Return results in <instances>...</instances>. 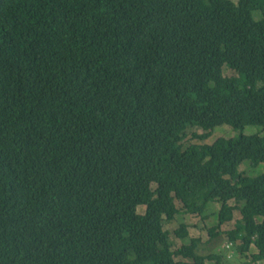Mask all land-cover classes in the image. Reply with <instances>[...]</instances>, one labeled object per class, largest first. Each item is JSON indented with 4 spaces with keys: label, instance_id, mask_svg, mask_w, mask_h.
<instances>
[{
    "label": "trees",
    "instance_id": "trees-1",
    "mask_svg": "<svg viewBox=\"0 0 264 264\" xmlns=\"http://www.w3.org/2000/svg\"><path fill=\"white\" fill-rule=\"evenodd\" d=\"M263 133L264 0H0V264L264 262Z\"/></svg>",
    "mask_w": 264,
    "mask_h": 264
},
{
    "label": "rangeland",
    "instance_id": "rangeland-1",
    "mask_svg": "<svg viewBox=\"0 0 264 264\" xmlns=\"http://www.w3.org/2000/svg\"><path fill=\"white\" fill-rule=\"evenodd\" d=\"M220 1L224 5L228 7H232V8H234L237 3V0H220ZM222 72L224 76L228 78L235 76L234 72L229 70L226 66H223ZM200 133L201 132L198 131L197 129H189L187 131V137L185 138L184 143L186 145L188 144H191V145L212 144L216 139H219V138L231 139V138L237 137L239 134L238 131H235L228 126H220L213 130L211 136L208 139L197 140L191 137L192 134L199 135ZM257 133H259V128L257 127H248L244 130V134L248 136L254 135ZM263 136H264V133H263ZM239 172H241L244 176H247V177H256L264 173V164H258L257 166L251 168L248 165V163L245 162L244 164L240 166ZM177 207L180 208V205L177 204ZM218 210H219L218 203L210 204L208 209L204 213V216H206L205 220H202L200 217H196V216L178 215L175 217V222L172 225L168 226L167 229L169 232H172L173 229L179 224H185L188 227V238L185 240H180V241L187 244L189 239L200 238L202 241V244L204 245L206 249L205 251L203 248V252L205 254H208L210 250L216 245L218 247L215 249V251H220L223 248L226 249L224 244H220L219 238L209 242L210 239L207 234V229L214 227L217 223L216 217H217ZM140 214H142V212H140ZM229 228H231V224L225 227V229H229ZM171 241L175 246H179V244H181V242L175 239L174 236H171ZM233 253L234 252L232 251L227 253L226 254L227 258L233 256ZM232 258L236 260L235 264H243L249 261V259L245 258L243 255L233 256ZM206 264H213V263L206 262ZM258 264H264V262H259Z\"/></svg>",
    "mask_w": 264,
    "mask_h": 264
}]
</instances>
